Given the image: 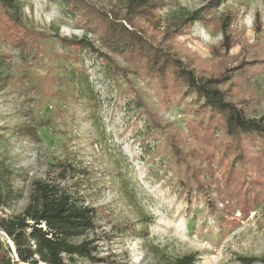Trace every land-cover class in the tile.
I'll list each match as a JSON object with an SVG mask.
<instances>
[{
  "label": "rangeland",
  "instance_id": "374dc122",
  "mask_svg": "<svg viewBox=\"0 0 264 264\" xmlns=\"http://www.w3.org/2000/svg\"><path fill=\"white\" fill-rule=\"evenodd\" d=\"M21 1V43L8 38L0 20V179L5 192L11 189L0 214L21 213L39 179L52 188L56 206L67 194L81 211L77 222L54 224L52 232L60 241L91 244L93 259L75 264H178L186 255L194 256L192 264H243L240 256L264 257V200L248 215L226 217L204 200L188 199L166 135L149 126L141 101L187 134L193 97L167 106L142 69L133 71L121 58L129 70L115 73L97 52L64 43L63 37L84 35L70 0ZM91 1L121 19L129 8V0ZM210 1L159 0L155 21L138 23L157 39L168 35L166 42L184 60H202L209 68L239 55L256 35L264 39V0H221L206 13L212 24L199 19L188 32L167 33ZM227 17L229 42L219 28ZM88 37L109 54L98 35ZM226 89L233 96L254 91L249 115L264 118V69Z\"/></svg>",
  "mask_w": 264,
  "mask_h": 264
},
{
  "label": "trees",
  "instance_id": "16d2710c",
  "mask_svg": "<svg viewBox=\"0 0 264 264\" xmlns=\"http://www.w3.org/2000/svg\"><path fill=\"white\" fill-rule=\"evenodd\" d=\"M220 3L221 0H211L203 8L185 13L180 25L167 33L177 34L180 29L188 32L199 19H205L207 25L212 24L206 13ZM159 6V0H129L126 17L121 19L91 0H70L69 9L79 27L84 29V35L62 40L71 47L97 52L107 59L115 73L129 70L123 69L119 63L121 58L135 66L133 71L142 69L155 82L167 106L191 95L189 112L193 117L187 123V134L141 100L146 107L148 124L166 135L182 190L188 199L204 200L212 213H223L226 217L235 216L237 211L248 215L264 200V118L249 115L248 103L255 101L254 91L233 96L226 86L239 85L264 69V39L256 35L254 41H245L239 55L225 56L212 63V68L192 57L186 61L166 42L168 35L157 39L138 23L145 17L155 21ZM23 17L21 0H0V20L8 38L17 43L24 39V35L17 32L25 25ZM231 21L227 17L219 24L228 42L232 37L226 34ZM256 26L259 31L260 20ZM89 33L99 36L102 47L109 54L95 46ZM233 60L239 63L230 65ZM84 78L87 89L93 92L88 76ZM139 97L143 99L142 94ZM9 194L11 189L5 192L0 179V212L7 205ZM54 194L45 181L37 179L33 182L30 201L21 213L0 214V264H75L78 258L93 259V247L89 242H64L53 235L54 224L75 223V219L81 217V211L73 209L70 203L71 196L64 195L56 206ZM7 238L15 245L18 260ZM239 260L252 264L258 260L264 262V257L240 256ZM193 261V255H186L178 264H192Z\"/></svg>",
  "mask_w": 264,
  "mask_h": 264
},
{
  "label": "water",
  "instance_id": "95a60500",
  "mask_svg": "<svg viewBox=\"0 0 264 264\" xmlns=\"http://www.w3.org/2000/svg\"><path fill=\"white\" fill-rule=\"evenodd\" d=\"M2 234H5V233L2 232ZM7 241L9 243L10 247L12 248L16 259L18 260V254H17L16 248H15V245L14 244H11L12 240L10 238H7Z\"/></svg>",
  "mask_w": 264,
  "mask_h": 264
}]
</instances>
